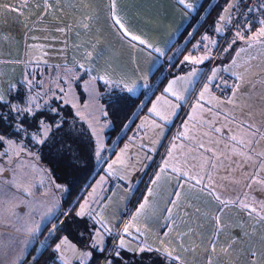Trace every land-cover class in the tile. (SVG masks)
Instances as JSON below:
<instances>
[{"label": "crops", "instance_id": "1", "mask_svg": "<svg viewBox=\"0 0 264 264\" xmlns=\"http://www.w3.org/2000/svg\"><path fill=\"white\" fill-rule=\"evenodd\" d=\"M199 2L200 0H185V4L193 5L191 8H187L178 0H116V14L136 35L153 44L155 48L162 50V52H156L151 49L145 50V46L138 45V42H135L137 47L134 49L121 39L110 19L109 0H83L82 3L80 0H61L59 5H53L51 14H44V0H0V21H2L0 23V88L3 89L7 97L9 86L22 81L30 66L41 63L49 66L59 65L64 69V72L65 66L73 69V75L78 78L73 80L74 84L71 83V87L76 86L84 95H98V83L105 86L106 89L116 88L132 96L137 95L145 89L147 79L157 66L164 60H172V57L164 56L186 25L190 15L194 13ZM234 3H237V0ZM74 4H79V6L74 8ZM87 16L92 17V20L85 28L84 24L87 21L84 18ZM62 26H68V30L63 34L55 30ZM255 27L257 30L261 26L258 24ZM221 34L222 32L216 33L215 26H213L212 36L215 37V46ZM33 37L37 39H33ZM29 46L34 47L30 48ZM45 52L48 55L45 56ZM86 52H92V57H86ZM204 54L205 51H201L200 55ZM182 58L183 56L180 60ZM45 60L47 63H44ZM79 64H84L91 71L86 72L79 67ZM202 68L199 67L195 70V76L189 75L192 73L190 70L169 76L149 100L146 106L147 112L154 104L158 106L161 104L163 105L161 113L165 109L169 119L151 118L146 113L144 118L139 115L134 116L127 124L123 130L125 133L124 143L110 154L107 162L109 168V165H113V162L116 161L113 165L115 172L126 176L127 179L120 180L119 176L116 178L115 175H110L107 171V174L103 176V182L101 183L102 177L98 180V185H104L106 192L94 209L102 208L101 215L104 217V221L109 228L113 229L111 233L104 232V234L113 239L112 247L116 250L133 255L136 264H178V262L166 259L163 253L140 252L129 250V248L118 249L117 247L119 236L123 235V226L131 220L136 207H138V202H142L148 194L151 180L163 167V162L167 160L169 167L155 189L152 208L145 217L137 222V226L142 231L147 229L145 235L140 239H134L138 235L135 228L130 229L133 232V237L124 235L131 249H137L138 246L143 247L145 240L153 248L159 247L160 239L167 230L162 227L164 224L162 217L166 215L163 211L166 201L174 198L169 193L179 190L176 174L172 173L171 169L177 167L187 170L192 163L199 162V154L193 150L195 142L188 139L187 136L179 137L178 134L189 130L196 134L207 132L206 125L200 127L201 121H217L219 126V124L225 123L224 114L226 113L244 119L238 111H234L233 105L228 103L232 97V90L224 98L216 97L212 93L213 96H211L205 92L203 99L200 97L201 91L198 90L188 106L185 114L187 118H182L173 134L169 136L170 129L174 128V116L181 110L196 86ZM105 75L109 80L108 83L99 79L100 76ZM219 75L216 74V78L211 83ZM93 76L97 79L92 80ZM181 77L184 79H180ZM229 77L234 83L237 82L232 76ZM174 80L176 83L172 85V89L177 95H182L183 100H177L172 92H165V89ZM128 87L133 90L129 92ZM241 91H247V95L240 98V105L243 106L247 103L250 108L246 111L251 110L257 115L264 114V104L257 105L250 97L256 96L253 90L241 87ZM157 98L162 99L158 101ZM165 101L170 103H165ZM198 101L199 105H203L202 108L198 105ZM217 101L221 102L220 108L216 107ZM75 102L77 101L75 100ZM173 104L179 105V107L173 110L171 107ZM68 106L73 118L86 129L93 144L96 142L95 135L99 136L98 140L101 141L102 133L104 131L105 136L106 129V123L102 119V107H96V109H100L99 114L98 111L86 113V110L80 108L86 107L82 104L77 108ZM210 108L211 113L209 112ZM173 111L175 114H171ZM217 113L220 114L217 115ZM96 126L98 128L94 130L93 128ZM127 129L128 131H126ZM133 140L136 147H132L131 151H128ZM223 143H227V141L222 142L220 150L223 149ZM173 144L176 146L175 149H173ZM136 148L139 150L138 152ZM93 150L96 170L101 168V161H104L106 152L99 153L98 151V154L95 147ZM170 150L172 151L171 158L169 157ZM261 150L259 147L256 148L257 152ZM26 153L23 152L17 157L10 152L11 163L2 165L1 162L0 165L6 169L3 178L12 179L15 171L16 174L23 177L25 183L34 185L32 196L25 197L23 194H18V199L15 201L17 204L15 211L19 214L20 219L5 213L3 222L0 223V264H17L18 257L22 258V264H35L33 257H36L44 245L50 242L58 229L61 234L53 239L51 250L54 249L56 242L68 236L66 232L69 227L72 228L71 223L68 225V222L76 215L77 205L72 215H64L68 212L60 205L64 188L52 180L46 168L35 165L32 154L29 158L28 152ZM194 156L196 157L195 161L193 160ZM228 163L229 161H225L224 167H227ZM18 164L23 165V168L18 167ZM125 166H137L138 168L132 172ZM121 167L124 168L122 173L119 172ZM95 177L88 185L85 194L89 186L96 180ZM183 179L186 178H182V181ZM11 190L15 191V189ZM242 191H248V189L234 185L228 189V195L230 198H234ZM106 197H110V199H105ZM253 197H255V201H253ZM261 201H264V188L254 185L249 202H255L259 207ZM219 207L218 202L207 192L193 191L189 187H185L180 208L175 210L178 227L174 229L171 238L175 240L177 233H186L182 237V243L191 249L181 253L186 264H209L210 261L211 264H251L253 258L257 264H264V219L256 214L250 216L248 212L239 207L230 206L221 217V222L225 227L222 231L217 232L216 222L213 218L219 214ZM56 214H59L58 218L50 223ZM94 217L95 223L101 227L99 217L95 216V213ZM180 218H182V222ZM78 219L80 220L77 217ZM25 224L39 225V231L34 237L29 236L23 228L21 231H16V228H21ZM53 225H56V230L50 235L49 232ZM67 239L71 243L73 242L68 237ZM25 241H28L26 245ZM213 243L215 252L212 251ZM229 245H231L230 248ZM174 246L179 247V245ZM222 248H228V251L222 252ZM251 253H255V257H252ZM56 254L59 256L58 253Z\"/></svg>", "mask_w": 264, "mask_h": 264}, {"label": "snow or ice", "instance_id": "2", "mask_svg": "<svg viewBox=\"0 0 264 264\" xmlns=\"http://www.w3.org/2000/svg\"><path fill=\"white\" fill-rule=\"evenodd\" d=\"M83 0H80L82 3ZM178 2L182 5H185L187 8H191L193 5L185 4V0H178ZM61 0H44V14H51L53 11V5H59ZM115 3L116 0H109L110 7V19L113 22V26L116 28L117 32L120 34L121 39L126 41L132 48L137 47L138 45L145 46V50L151 49L156 52H162L161 49L155 48L153 44L149 43L141 36L136 35L133 31L129 29V27L122 21V19L115 12ZM79 4H74L73 7H78ZM239 4L230 2L228 6L224 9L223 14L218 17V21L216 24L215 31L217 33H221L224 31L225 25L230 24L232 22V10L234 8H238ZM259 9H264V3L259 5ZM254 10L249 8L248 11L252 12ZM243 15V13H241ZM87 23L84 24V27H88V23H91L92 17L87 16L84 18ZM2 23V21H0ZM259 24L261 27L258 29L256 33L250 36H245V32L251 31V24L249 22H245L243 26H240V22H236V32L234 38L229 43L228 48L224 49V51H228L238 40L244 41L249 48L253 46V44L264 43V19L259 20ZM27 27V25H25ZM46 30V29H42ZM58 33H65L68 30V26L57 27L55 29ZM5 39L7 37H4ZM33 39H37L33 37ZM203 41H209L210 44L215 45L216 41L211 40L209 36L205 35L202 37ZM200 42L194 47H199ZM34 47V46H29ZM51 47V45H49ZM206 51L203 56L194 57L192 55H188L184 57L185 62H189L192 64H200L203 63L204 60L212 58L210 56L211 49L208 48L207 45L204 46ZM245 51L244 48H241L237 51V56H239L240 52ZM151 54V53H149ZM44 55H48L47 52ZM86 57L91 58L93 53L86 52ZM98 55H100L98 53ZM44 63H47L45 60ZM247 63V62H246ZM233 65H236V60L233 59ZM59 67V65H57ZM81 69H84L86 72H90L91 70L86 68L84 64H79ZM241 67L242 71H231V68L224 69L225 71H231V75L235 77L236 83L232 84L230 87L232 89V97L228 100V103L233 105L234 111H238L241 117L244 119H240L232 114H224L225 123L219 124L217 121L212 120H202L200 127H204L205 125L208 128L207 132H200L196 134L189 130L188 132H180L179 137L187 136L188 139L193 140L194 151L199 154V162L192 163L187 170L172 167V173L176 174L177 179V188L179 190L169 193L172 199L166 201V207L163 210L166 215L162 217L164 220L163 228L167 230L163 233L162 238L159 242V247L153 248L151 245L147 244L146 240L144 242V246H138L137 249H131L128 241L125 240L124 235L129 237H133V232L130 231L131 228H135L136 235L134 239H140L141 236L145 235L147 229L141 230L140 227L137 226V222L145 217L146 214L152 208V198L155 195V189L157 185L161 181L162 176L168 170L169 164L168 161L165 160L163 162V167L160 168L159 172L155 174V178L151 180V187L148 188V194L144 197L142 202H138V207H136L135 213L132 215L131 220H129L123 226L122 233L123 235L119 236V243L117 245L118 249L129 248V250H138L140 252H157L163 253L164 257L170 261L178 262V264H186L182 252H187L190 247H185L182 243V237L186 233H177V239H172L171 235L176 227H178V219L175 216V210L180 208V202L182 198V193L185 187H189L193 191L207 192L211 195L219 204L218 215H216L213 219L216 222V231L220 232L223 230L225 225L221 222L222 214L231 206V207H239L241 210L248 212L251 216L256 214L264 219V201L259 202V207H257L256 203L249 202V196L251 195V191L254 185H259L264 188V114H254L249 109L250 106L245 103L243 106L240 105V98L247 95V91H241V84L244 83L245 74L250 70L248 67ZM217 69L212 70V75L207 77L208 83L204 84L203 90L200 93L201 99H203L204 93L210 91L211 82L216 78ZM28 75H34V73H26L25 85L29 89V93L26 96L24 104L12 103L8 100L2 88H0V103L6 105L10 114H15L13 119L14 123V132L17 135H31L32 139L39 144H43L45 142V138L50 131L51 125L46 123L44 119H41L37 116V111L42 107L41 104L37 103V99L41 97V95H49L51 93V97L56 99L63 100L64 95H68L71 93V80H75L78 77L73 75V69H69L65 66V74L61 77L59 74L52 81L56 84V87L59 93H63L64 95H57L55 91L49 89L48 92L36 93V95L31 94V89L34 81L32 79H28ZM192 76L196 75L195 70L190 74ZM63 79L64 84L68 85V90L66 91L63 86L60 84V80ZM92 80L97 79V77L93 76ZM99 79L108 83L109 80L107 75L100 76ZM180 79H184L181 77ZM257 82L264 83V76L260 74L256 75ZM41 87H43V81L38 82ZM176 81H172L168 88L165 89V92H172V95L176 97L177 100H183L184 97L182 95H177L176 92L173 91L172 85L175 84ZM228 87L227 84H225ZM15 85L9 86V91L15 88ZM219 87V85H217ZM254 88V86H253ZM131 92L133 89L128 87L127 89ZM158 101L162 98H157ZM215 99V98H213ZM47 103V101H45ZM67 103V101H65ZM165 103H170L169 101H165ZM199 105V101L197 102ZM257 105L264 103V98H258L256 100ZM201 108L203 105H199ZM172 109L179 107V105H171ZM216 107H221V102H216ZM49 111L59 114V110L57 108H50ZM150 112L155 113L160 116L161 119L167 120L169 119L168 115L162 114L156 104L153 105ZM211 108L209 112L211 113ZM171 114H175L174 111ZM220 113H217L219 115ZM79 115V113H78ZM27 117H33L38 123V131L36 133H29L28 129L24 127V123L26 122ZM8 115L0 113V121H7ZM191 119V117H190ZM59 127V124L56 125ZM187 128V125H185ZM211 134V135H210ZM219 137V139H216ZM227 141V143H223V149H221V144L223 141ZM6 143L8 145V149L4 153H0V155H8L11 152L14 156H20L21 153L25 152L24 147L21 144H17L16 141L7 138L4 134H0V144ZM127 147V146H126ZM175 144H173V149H175ZM259 147L262 150L257 152L256 148ZM123 152V150H122ZM169 157H172V151H169ZM12 156H9V162H11ZM119 159V158H118ZM193 160H196V157H193ZM225 161H229L227 167H224ZM123 163L122 160H120ZM116 161L113 162V165ZM113 165H109L108 172L110 175L119 176L120 180L127 179L126 176L119 175V173L115 172L113 169ZM18 167L23 168V165H19ZM223 169V170H222ZM6 169L3 166H0V223L3 222L4 214L7 213L9 216H15L17 219H20L19 214L16 213L15 209L17 204L15 201L18 199V194H23L25 197H30L33 195L32 188L34 185L30 183H25L23 181V177L13 172L12 179L3 178V173ZM26 175V173H25ZM171 178V177H169ZM182 178H186L183 179ZM103 177L101 178V183L103 182ZM182 181V182H181ZM234 185H240L242 188L248 189V191H242L240 194L234 196V198H230L228 195V189ZM59 187V185H57ZM11 189H15L12 191ZM93 193H95V189H93ZM105 199H110V197H106ZM255 201V197L252 198ZM27 202V201H23ZM90 201L85 200V202L80 206L79 211H76L77 217H84L85 215L89 217L95 216L99 217V223L101 224V229H96L94 232V236L92 239V247L96 248L99 245H103L104 243V232L111 233L113 231L112 228H109L107 223L104 221V217L101 215L102 208L99 210L90 209L89 207ZM190 207V205H188ZM103 207V206H102ZM51 212V209H49ZM65 216L71 215V210L64 213ZM95 218V217H94ZM182 222V218H180ZM23 228L26 233L34 237L35 234L39 231V225L30 226V225H22L21 228H16V231H21ZM56 230V225L52 226L49 234ZM191 231V230H190ZM25 245L28 241L24 242ZM43 243V242H42ZM174 245H179V247H175ZM229 248L231 245L228 246ZM70 250L74 255H78L82 257L80 259V264H85L86 258L92 255L91 252H82L78 253L75 245L70 244L67 237L62 238L59 243L55 245L53 249L54 252L59 254V259L63 262V264H68V259L65 253ZM103 251L101 247L99 249ZM212 251L215 252L214 243L212 245ZM222 252H227L228 248H222ZM116 256H120V252L116 251ZM252 257H255V253L250 254ZM37 257H33V261H35ZM17 264H22V258H17ZM108 264H111V261H108ZM211 264V261L209 262ZM251 264H257L256 260L253 258Z\"/></svg>", "mask_w": 264, "mask_h": 264}, {"label": "trees", "instance_id": "3", "mask_svg": "<svg viewBox=\"0 0 264 264\" xmlns=\"http://www.w3.org/2000/svg\"><path fill=\"white\" fill-rule=\"evenodd\" d=\"M228 1L200 0L194 13L190 15L186 25L170 46L166 56H164L166 58L172 57V60L161 62L147 79L145 89L137 95L132 96L116 88L106 89L105 86L97 84V100L102 107V119L106 123V144L110 145L113 143V148L119 147L125 139L123 130L130 120L139 114L140 109L145 110L151 97L160 89L169 76L186 70V68L177 67L178 61L191 44L201 39L208 32V29L214 26L221 9L225 7ZM188 36L189 38H186ZM49 68L52 70L55 69V66L44 65L42 69L35 65L29 67L27 73H34V75L27 76L28 79L34 81L31 89L32 95H36V93L43 94L48 92L49 89L55 91L57 95H61L56 84L52 82L56 76L54 73H47ZM25 78L26 76L15 85V88L8 92L7 98L10 102L24 104L29 93V89L24 83ZM39 81L47 82V85L43 86L44 89L38 83ZM60 84L61 86L65 85L63 79L60 80ZM149 88L150 91L148 92ZM37 103L42 105L37 111V116L51 125L43 144L36 143L31 135H17L14 132L15 121L13 117L15 114H10L9 108L2 103H0V113L8 115L9 118L6 122L0 121V134H4L7 138L16 141L17 144H21L25 150L27 148L33 150L37 163L46 168L56 184L64 188L60 205L62 209L71 210L72 215L77 202L84 196L88 185L100 172V167L95 170L92 151L94 148H91L93 142L89 139L90 136L86 129L73 118L70 107L64 104L62 100L51 97V93H49V95H41L37 99ZM53 107L59 110L58 115L49 111ZM57 124H59V127H56ZM24 127L28 129L29 133L38 131V123L33 117L26 118ZM7 149L8 145L6 143L0 144V153H4ZM9 153L8 155H0V165L2 160H4L2 165L11 163L8 161L9 156H11ZM58 216L59 214L54 215L50 223L53 220L56 221ZM77 223L79 224L80 222L77 221ZM59 234H61V231L58 229L50 239V242L45 244L37 254V259L34 261L35 264H50L51 262L62 264L53 256V250H51V243ZM75 241L78 242L77 240ZM112 245L108 248V245L105 244L103 252L95 253L88 264H97L105 252V264H108V261H111V264H136L133 255L122 250H116ZM116 251L120 252V256L115 255Z\"/></svg>", "mask_w": 264, "mask_h": 264}, {"label": "rangeland", "instance_id": "4", "mask_svg": "<svg viewBox=\"0 0 264 264\" xmlns=\"http://www.w3.org/2000/svg\"><path fill=\"white\" fill-rule=\"evenodd\" d=\"M234 1L235 0H229L226 3L225 7H223L221 9V12H220L219 16L221 14H223L224 9L228 6V4L230 2L234 3ZM237 2L239 3L240 0H237ZM217 21H218V19L216 20V22L214 24L215 28H216ZM257 31H258V29H257ZM212 33H213V27L209 28L208 32L205 33L202 37L207 35V36L210 37L211 40H215V37L212 36ZM202 37H201V39H199L198 41H196V42H194L193 44L190 45V47L187 49L186 53L183 55V58L177 63V67L178 68L185 67L186 71L190 70V72H193L194 70L199 69V67L200 68L203 67V68L200 69L201 70V74H200V77H199V79L197 81V84L194 87L193 91L189 94V96H188L187 100L185 101V103H184L183 107L181 108V110H179L177 115L174 116L175 117L174 120H173L174 121V128L172 130L170 129L169 136H171L173 134V131L180 124L182 118H185V119L187 118V115H185V114L187 112L189 104L193 100L196 92L198 90L202 91L204 84L208 83L207 77L212 75V70L213 69H217L216 74H218V75L219 74H223V75H226V76L229 77V76H232L231 75V71H242V68L241 67H237V66L248 67L250 70L245 74L244 83L241 84V87L250 88V89L253 90V93H255L256 96L254 95V96H250V97L253 99L254 103H256V100L258 98H264V83L257 82V80H256V75L257 74H260L261 76H264V43L253 44V46L251 48H249L246 43L236 44V45H232V47L230 49H228V51H224V49L228 48V45H224L219 50V52L216 54L217 46L210 44L209 41H203ZM186 38H189V36L186 37ZM262 39H264V38H262ZM198 42H200L199 47H194L195 45L198 44ZM205 45H207L208 48L211 49L210 56L213 58V56L215 55L213 60H212V58L204 60L203 61L204 64L203 63L192 64V63L184 61V57L188 56V55H192L194 57L202 56V55H200V53H201V51H206V49L204 47ZM241 48H244L245 51L240 52L239 56H237V51L239 49H241ZM233 59L236 60V65L232 64ZM35 66H39L42 69V66H44V64L35 63ZM46 66H49V65H46ZM50 67H53V66H50ZM207 67H208V69H207ZM226 68H231V71H225L224 69H226ZM63 70L64 69H62L61 67L55 66V69L51 70V68H49L47 70V73H49V72L50 73H54L55 76H57L59 74V75H61L63 77L64 74H65V72ZM190 74L191 73H189V75ZM233 78L235 79V77H233ZM43 82H44L43 86H46L47 82H45V81H43ZM71 83L74 84L73 80H71ZM63 86H64L65 90L67 91L68 90V85L65 84ZM253 86H254V88H253ZM208 93L211 96H213L210 91ZM61 95H64V94L61 93ZM97 97H98L97 95H93V96L92 95H84L83 92H81L76 86H73V88L71 87V93H69L68 95H64V99L62 101H63L64 104H66L65 101H67L66 105H70L71 108H75V106L77 108L79 105L82 104V105H85L86 107L83 106V107H80V108H83L84 110H86V113H91V112L95 113V112L98 111V113L100 114V109H96V107H100L101 106L100 102L97 101ZM75 100L77 102H75ZM262 104H264V103H262ZM157 107H158V110L161 112L162 109H163V105L159 104V106L157 105ZM146 109L147 108H145V110H141L140 109L138 115L141 118H144L146 113H147L151 118L158 117V118L161 119L160 116L156 115L153 112H150L149 109H148V112H147ZM162 114L167 115L165 109L163 110ZM96 128H98V127L96 126L93 129L95 130ZM90 138L91 137H89V139ZM99 138H100L99 136L95 135L96 142H94V144H91V148L95 147L97 153H98V151H99V153H101L103 151L106 152L105 153V157L103 159L104 161H101V164H102V166L100 168L101 170H100L99 174L95 177V179L97 181L95 180L89 186V189H88L87 193L85 194V197L79 199V201L77 203L76 211H79L80 206L85 202V200L90 201V204H89L90 209H94L95 206L99 203V201L101 200L102 196L106 192L105 191L106 187H104V185H98V183H99L98 180H100L101 177H103V176H105L107 174V171H108L107 162H108V160H109V158L111 156L110 154L113 151L115 152L124 143V142H122L120 144V146L117 147V148H113L114 144H110V145L106 144V142H105L106 136H104V131L102 133L101 141L98 140ZM132 142H133L132 145L130 147H128L129 149H127L128 151H131L130 148H132V147L135 148L136 147L135 143H134V140ZM136 150H137V152L139 151L137 148H136ZM92 151L94 153V150H92ZM26 152H28L29 158L33 155L34 161H35L34 162L35 165L36 166H40L37 163V159H36V156L34 155L33 150L30 149V148H27L25 150V153ZM3 161L4 160H2V162ZM125 168H128V170H130L132 172H135L136 168H138V167L137 166H135V167L125 166ZM123 169L124 168L121 167L119 169V172L122 173ZM119 175H120V173H119ZM127 176H129V175H127ZM115 177L117 178L116 175H115ZM100 186H101V188L102 187H104V188L101 189ZM93 189H95V193H93ZM78 218H80V220L79 219L77 220V216L75 215L74 219H72L71 221H70V219H68V221H70V222H68V225H70V223H71L72 228L69 227L68 233H67V235H69V236H67V237L69 238V240L74 242V243L73 242L72 243L75 245L78 253H82V252H91L92 253V255L90 257L86 258V260H85V264H88L90 259H91V257L95 253H97V252H99V253L101 252L102 253L103 252V251H100L99 249L102 247L103 250H104L106 242H107L106 244L108 245V248H109L112 245L113 239L112 238H108V236L106 234H104V243H103V245H99L96 248H93L91 246L92 245V239L91 238L94 236L95 230L96 229H101V227L99 225H97V223H95L93 217H89V216L85 215L84 217H78ZM76 220L79 221L80 223L78 224ZM73 221H74V224H73ZM101 231H102V229H101ZM75 240H77L78 242H76ZM56 243H59V242H56ZM72 243L70 242V244H72ZM54 248H55V246H54ZM105 250H107V249H105ZM65 255H66L67 259H68V263H70V264H80V259L82 257H80L78 255H74L70 250H68L65 253Z\"/></svg>", "mask_w": 264, "mask_h": 264}, {"label": "built area", "instance_id": "5", "mask_svg": "<svg viewBox=\"0 0 264 264\" xmlns=\"http://www.w3.org/2000/svg\"><path fill=\"white\" fill-rule=\"evenodd\" d=\"M263 2L264 0H240V2L238 3L239 7L234 8L232 10V16H233L232 22L230 24L225 25L224 31L219 37L218 43L216 45L217 46L216 54L224 45H229V43L234 38L236 32L235 25L237 21L240 22V26H243L246 21L251 24V31L245 32V36H250L257 32L255 26L259 24V20L264 19V12H263L264 9H259V5L262 4ZM249 8L258 9V10L249 12L248 11ZM241 13H243V15H241ZM240 43H245V42L238 40L235 44H240ZM214 57L215 55L213 56L212 60L214 59ZM225 84H227L228 87H226ZM232 84H234V82L231 78L221 74L213 83H211L210 91L214 96L224 98L232 90L230 87ZM217 85H219V87H217ZM52 254L56 259H58L63 264V262L58 258L59 256H57L56 253L52 252ZM105 254L106 252L102 255V257L99 259L97 264H105L106 262ZM50 264H57V263L51 262Z\"/></svg>", "mask_w": 264, "mask_h": 264}]
</instances>
